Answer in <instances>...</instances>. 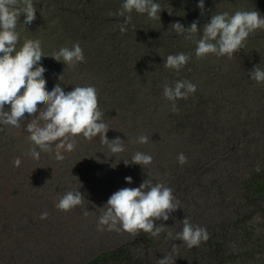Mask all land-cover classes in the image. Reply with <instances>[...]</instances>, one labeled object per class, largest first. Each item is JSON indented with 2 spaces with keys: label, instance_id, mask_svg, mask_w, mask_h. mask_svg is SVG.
<instances>
[{
  "label": "rangeland",
  "instance_id": "1",
  "mask_svg": "<svg viewBox=\"0 0 264 264\" xmlns=\"http://www.w3.org/2000/svg\"><path fill=\"white\" fill-rule=\"evenodd\" d=\"M37 1L41 12L48 11L50 4ZM222 4V7L227 6V10L251 11L250 6L254 3L245 5L242 0H223ZM119 10L116 9V13ZM260 14L264 16V12ZM98 16L99 13L93 15L95 18ZM110 20L112 28L108 33H112L118 41L127 39L129 28L121 33L119 27L124 17L117 15ZM164 35L165 39L161 37L152 41L150 38L148 43L135 46L143 61L125 90L118 92L111 89L112 95L106 89L97 94L98 107L103 113L102 122L109 128L107 138L123 140V153L116 156L108 154L106 148L93 146L94 142L102 146L99 136L91 141L82 140L81 136L82 139H76L73 151L60 150L65 157L62 161L55 159V145L51 152H41L40 159L35 160L29 155L33 144L29 140L30 133L26 131L31 121H23L19 128L0 125V264H91L104 254L121 250L124 251L108 264H157L164 256H170L175 264H217L212 256L215 243H223L228 255L240 257L230 264H264V195H253L247 183L256 172L257 165L264 170L263 98H257L261 105L260 113L263 114L244 115L243 122L253 125L245 130L237 129L235 120L240 118L231 109L241 110L234 108L230 102L226 108L219 107L212 114L216 116L225 112V117L212 118L213 121L205 123L204 127L199 126L200 116L189 118L182 112H172V106L159 99L164 97V84L171 86L173 83L171 79H164L166 74L160 72L161 65L168 47L178 43L174 47L181 53H189L191 48L194 49V43H185L183 35L173 40L177 37L173 29L164 31ZM87 41L91 42L88 49L99 63V69L108 72L109 56L113 54L111 47L102 40L95 43ZM127 44L134 45L133 40ZM101 46L105 47L104 50ZM244 46L247 48L238 53L232 62L234 65L227 72L240 77L238 84L234 75L225 83L220 77L213 81L218 89L223 85V90H238L241 79L252 71L248 56L253 58L257 55L259 66L264 69V30L258 29L250 34ZM161 79L164 80L163 86L155 87L157 83H162ZM46 81V87L51 91V83ZM59 81H64V76ZM102 81L104 86L112 83ZM85 85L96 87L97 84L94 78H88ZM101 89L102 86L99 87ZM206 94L204 96L208 99ZM250 105L243 107L250 109ZM132 126L137 127L138 132L133 130L131 134ZM175 126L179 130L195 127L198 135L196 142L205 148L199 152L198 148H190L193 143L183 140L182 134L174 136ZM141 135L149 137L148 143L130 142ZM157 140L159 146L169 148L170 159L161 157ZM181 149L183 152H180ZM137 151L151 155L152 163L144 168L131 162L126 166L123 160H130ZM180 153L187 157L183 166L177 161ZM16 158L21 160L19 167L13 165ZM40 161L43 162L39 164ZM129 176L132 177L131 184L125 180ZM149 178L154 183L172 188L173 195L180 202V209L172 213L167 221H157L167 230L158 237L143 232L133 237L107 229L98 231L97 221L109 197L121 188L139 187ZM75 190L84 196L83 204L68 212L56 209L59 197ZM84 210L90 214L83 215ZM43 212L48 213L46 219L40 218ZM186 217L193 225L201 226L208 232L209 238L199 246L188 248L175 239L176 233L182 231L181 221ZM240 220L241 223L235 225ZM168 232L172 233V237H168Z\"/></svg>",
  "mask_w": 264,
  "mask_h": 264
},
{
  "label": "clouds",
  "instance_id": "2",
  "mask_svg": "<svg viewBox=\"0 0 264 264\" xmlns=\"http://www.w3.org/2000/svg\"><path fill=\"white\" fill-rule=\"evenodd\" d=\"M197 7L203 15L204 0H199ZM133 11L147 14L150 19L160 20L161 6L154 0H123L117 13L124 17V22L119 26L121 33L127 31L126 26L132 20L130 14ZM21 14L25 15L24 25H30L36 19V9L32 0H0V125L19 128L23 121L30 120L26 128L30 133L29 140L33 144L29 149V155L35 160L40 159L41 152H51L52 146L55 145V159L62 161L65 157L60 150L73 151L76 147V138L79 136L89 141L99 136L101 144L107 145L112 154L124 152L123 140L118 137L113 140L107 138L109 128L102 122L103 113L99 110L97 90L94 86H77L72 91L65 92L58 83L49 91L44 78L46 69L41 64L42 57H46L42 51L41 41L26 39L17 50L19 34L16 27ZM171 14L172 11H169V15ZM198 23L199 21H194L190 27L185 28L181 23L175 22L171 28L177 34H183L185 40L191 41L198 33ZM258 29L264 30V16L257 10L236 11L231 16L227 12L212 15L210 22L203 26L200 39L195 41L196 58L203 59L209 54H214L217 57L227 56L231 59L244 47L249 35ZM50 56L64 63L66 68H74L85 59L78 42L71 48L61 47ZM189 60L190 57L185 53L169 55L164 59L163 66L179 73ZM249 76L258 84L264 83V69L258 66L249 72ZM195 91L196 85L188 80H177L171 86L167 83L163 86V96L171 102V110L174 113L179 111L176 101L187 99ZM39 105L43 107H38ZM148 141V136L141 135L130 142L146 144ZM152 159L151 155L137 151L130 160L123 162L126 166L131 162L144 168L152 163ZM177 161L183 166L187 163V157L180 153ZM20 164L19 158L13 161L15 167H19ZM255 171H261L259 165ZM125 180L128 184L132 183L130 176L125 177ZM84 199L80 191H68L59 197L55 207L68 212L81 206ZM102 209L103 212L97 221L98 231L103 232L107 229L127 233L133 237L143 232L158 237L167 228L163 224H157V221H167L172 213L180 209V202L173 195L172 188L162 183H154L149 178L139 187H124L117 190ZM89 214V211H83V215ZM47 216L48 213L43 212L40 218L46 219ZM181 223L182 231L176 233L175 239L182 241L188 248L199 246L202 241L209 238L207 230L193 225L188 217ZM167 235L172 237L171 232ZM175 247L173 245V249ZM157 264L175 262L171 261L170 256H164Z\"/></svg>",
  "mask_w": 264,
  "mask_h": 264
},
{
  "label": "trees",
  "instance_id": "3",
  "mask_svg": "<svg viewBox=\"0 0 264 264\" xmlns=\"http://www.w3.org/2000/svg\"><path fill=\"white\" fill-rule=\"evenodd\" d=\"M36 1L37 0H32L33 6L36 9V19L30 25L23 24L25 19L24 14H21L19 17L16 27V32L19 34V41L16 47L17 50H19L26 39L41 41L42 51L46 55V57H42L43 60H41L42 66L46 69L44 78L49 80L52 89L59 83L65 92H69L72 91L74 87H84L88 78H94L97 84L95 87L97 94L106 89H108L107 92L112 95L114 94L112 91L122 92V90H125L126 87L130 85L131 80L134 79L132 76L138 71L137 68L139 63L143 61V58L139 57L137 54L138 49L135 46H138L140 43H148L150 38H152V41H158L161 37L165 39L164 31L172 29L171 25L175 22H179L187 28L190 27L194 21H199L197 25L198 33L193 37V40H186L185 42L189 45H191L190 43L192 42L194 43V49L191 48L189 53L185 52V54L190 56L189 62L179 73L174 70L166 69L163 66L164 62L160 69V72L166 74L164 78L166 81L170 79L173 80L172 85L177 80H188L196 85L194 94H190L187 99H179L176 101V106L179 109L178 112H182L185 117L189 118L192 116H200L201 122L199 126L204 127L205 123H211V121L217 117H225V112L217 114L216 116H212V114L216 113L219 107L226 108L228 102H230V105L233 104L234 108L241 110L237 111L232 110L233 108L231 109V112L238 115L237 117L240 118V120H235L237 129L245 130L253 127V125L243 122V117L245 114L249 117L257 114L259 115L261 105L257 98H263L262 103H264V83L258 84L251 80L249 76L250 71L246 77L241 79L245 84L241 81V85L237 86L238 90H234V88H225L226 90H223V85H220L221 89H218V86L213 82L216 78L221 77V79L224 80L222 83H225L226 80H229L231 76L234 75L237 77L238 84L240 77L237 76V74L229 75L230 72H227L229 68L234 65V63H232L234 58L247 47L244 46L239 52L235 53L231 59L227 56L217 57L214 54H209L203 59H197L195 55V41L198 37H201L203 26L210 22L212 15L227 12L231 16L236 11L245 10L235 8L227 10V6L222 7L223 0H204V13L201 15V10L197 7L199 0H154V2L159 3L161 6V11L159 13L160 20H153L148 18L147 14H138L133 11L130 14L132 20L128 23L129 25L126 26L129 28V35L126 36L128 38L118 41L112 36V33L108 32L112 28V21L110 18L118 15L116 9L121 8L123 0H43L50 4L46 12H41V8L38 7V1ZM242 3L245 5L254 3L253 6H250V8H252L250 9L251 11L257 10L259 12H264V0H242ZM238 5H240V3ZM169 11H172L171 15H169ZM96 13H99V16L95 18L93 15ZM109 13H113V15H109ZM174 33H176L175 30ZM182 35L183 34H177V37L173 38V40L176 41ZM29 36H31V38H26ZM182 39H184V36ZM87 40H92L94 43L102 40V43H107L113 50V54L109 56L110 70H108V72L103 68L99 69V63L95 61L92 52L88 49V45H90L91 42ZM131 40H133L134 45L127 44V42ZM77 42L83 49L85 59L74 68H66L64 63L56 61L54 57L50 56L52 53L59 51L61 47L69 48ZM174 46H178V43ZM174 46L168 47L167 56L181 53V51ZM101 48L104 50L105 47L101 46ZM248 57L250 58L248 59V63L251 64L250 69L252 68V70H254L255 66L260 67V58L257 55L253 58L250 56ZM240 58L241 57H239L237 61H239ZM117 62L121 64L119 63V65H116ZM260 68L262 69V67ZM132 69L134 71L130 72ZM62 75L64 76V81H59ZM102 79L108 82L112 81V83H107L109 86H106L107 84L104 86V81H102ZM163 82L164 80H162V83H157L155 87H162ZM218 83L221 84V82ZM100 86H102L101 90H99ZM141 90L142 88L135 93L138 94ZM210 93L212 95H210ZM205 94L208 95V99L204 96ZM159 99H164V102L172 106L171 102L166 98L163 97ZM210 99H212L211 102H209ZM247 104H251L249 106L250 109L248 107H243L247 106ZM151 108H153V106ZM5 110H8V106H6ZM261 114L263 113H260V115ZM170 127L172 129V124H170ZM175 128L177 127L175 126ZM192 129L191 126L182 128V130L177 128L174 132V136L182 134L183 140L185 139L189 144L193 143V146L191 145L190 148H198L199 152L205 148V146L197 144L198 135H196L195 127L193 130ZM133 130L138 132L137 127L134 128L132 126L131 134ZM76 139L82 138L80 136ZM82 140H84V138ZM157 142L156 145L159 146V141L157 140ZM93 146L99 147L100 149L106 148V152L112 154L107 145L99 146L95 145L94 142ZM158 150L161 157L170 159L171 153L169 152V148L159 146ZM180 152H183V149H181ZM112 155L117 156V154ZM197 156L199 155L197 154L196 157ZM42 162L43 161H40L38 163L41 164ZM247 183L250 184L249 191L253 195L263 196L264 170L255 172ZM239 223H241V220L235 225ZM213 248L214 252L212 256L216 259L217 264H230L240 259L238 255H228L223 243H215ZM123 251L124 250L113 254H104L100 256L96 262L91 264H108L115 260Z\"/></svg>",
  "mask_w": 264,
  "mask_h": 264
}]
</instances>
